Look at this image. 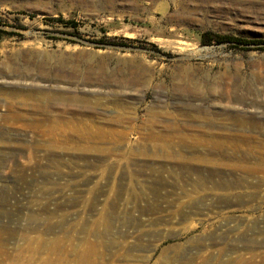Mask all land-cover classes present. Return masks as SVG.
Here are the masks:
<instances>
[{
  "label": "rangeland",
  "instance_id": "1",
  "mask_svg": "<svg viewBox=\"0 0 264 264\" xmlns=\"http://www.w3.org/2000/svg\"><path fill=\"white\" fill-rule=\"evenodd\" d=\"M138 1L0 0V264H264V0Z\"/></svg>",
  "mask_w": 264,
  "mask_h": 264
},
{
  "label": "bare ground",
  "instance_id": "2",
  "mask_svg": "<svg viewBox=\"0 0 264 264\" xmlns=\"http://www.w3.org/2000/svg\"><path fill=\"white\" fill-rule=\"evenodd\" d=\"M152 4V3H151ZM155 4V3H154ZM153 4V5H154ZM109 5L111 6V5H113V6H115V4H114V2H111V3H109ZM123 5H125V7H128V8H130V9H132V10H135V9H138L140 6H139V1L138 0H124V4ZM152 6V5H151ZM207 49V48H206ZM205 49V50H206ZM46 60V59H45ZM44 60V61H45ZM45 65V67H44V70H45V68L47 67V65L46 64H44ZM63 67V65H58V68H62ZM57 68V69H58ZM70 71L73 73V74H75L76 72H77V67L76 66H71L70 68ZM59 70V69H58ZM144 83V81H139L138 79H133L132 81H131V84H132V86H135V85H137L138 83ZM234 86V88L236 87V85L234 84L233 85ZM197 84H193V86H192V88H191V90L193 91V92H195V94H196V90H197ZM246 89H247V91H248V93L251 95L254 91H253V88H252V85H250V84H247V86H246ZM248 94V95H249ZM197 95V94H196ZM204 118H201L202 119V121H205V122H208V123H211L212 121H213V119H210L213 115H212V113H210L209 111H205V113H204ZM226 120H228V121H230V122H232L233 124H236V126L238 125L239 127H241V126H244V125H247V124H251V125H253V126H260L261 125V123H258V122H255V121H253L251 118H248V117H245L244 115H241V114H239V113H237V112H230V113H227L226 114V118H225ZM200 132H204V130L203 129H201L200 130ZM226 137H233V135H226ZM235 146V144L233 145V147Z\"/></svg>",
  "mask_w": 264,
  "mask_h": 264
},
{
  "label": "trees",
  "instance_id": "3",
  "mask_svg": "<svg viewBox=\"0 0 264 264\" xmlns=\"http://www.w3.org/2000/svg\"><path fill=\"white\" fill-rule=\"evenodd\" d=\"M51 21L58 22V23H68L70 25L74 24L72 22H63L60 18L57 19H51ZM4 33V31L0 30V34ZM201 41L203 44H211V43H216V44H223V43H235V44H240V45H249L252 43H255L256 41H251V40H243L240 38H232V37H226V36H218V35H211L208 33H204L201 36Z\"/></svg>",
  "mask_w": 264,
  "mask_h": 264
}]
</instances>
